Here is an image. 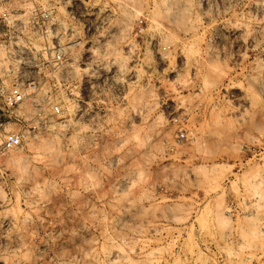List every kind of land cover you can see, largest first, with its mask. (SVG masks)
Returning <instances> with one entry per match:
<instances>
[{
    "label": "rangeland",
    "instance_id": "rangeland-1",
    "mask_svg": "<svg viewBox=\"0 0 264 264\" xmlns=\"http://www.w3.org/2000/svg\"><path fill=\"white\" fill-rule=\"evenodd\" d=\"M51 2L81 43L0 120V264H264V3Z\"/></svg>",
    "mask_w": 264,
    "mask_h": 264
},
{
    "label": "built area",
    "instance_id": "built-area-1",
    "mask_svg": "<svg viewBox=\"0 0 264 264\" xmlns=\"http://www.w3.org/2000/svg\"><path fill=\"white\" fill-rule=\"evenodd\" d=\"M232 2L234 5H257L259 2L264 3V0ZM196 3L200 11L206 12L216 7L224 8L230 5V0H196ZM75 36L56 20L51 0H0V120L6 117L17 121L22 119L15 109L30 96V92L35 94L41 87L44 72L53 73L65 68L71 50L81 43V39ZM210 39H217V36L211 34ZM43 101L33 99V102ZM51 111L53 115L61 113L58 105H54ZM35 115L42 117L40 111ZM39 129V125L32 124L27 132ZM192 137V130H181L175 143L181 144ZM21 138L22 133L19 132L5 133L0 141V157L19 147ZM48 222L51 224V221ZM10 225L8 218L2 221L4 233ZM4 245L5 248L9 246ZM27 245L34 247L35 264H54L52 243H40L32 238Z\"/></svg>",
    "mask_w": 264,
    "mask_h": 264
},
{
    "label": "bare ground",
    "instance_id": "bare-ground-1",
    "mask_svg": "<svg viewBox=\"0 0 264 264\" xmlns=\"http://www.w3.org/2000/svg\"><path fill=\"white\" fill-rule=\"evenodd\" d=\"M159 54H161L160 51H159ZM163 55H164V54H163ZM163 55H161V56H163Z\"/></svg>",
    "mask_w": 264,
    "mask_h": 264
}]
</instances>
